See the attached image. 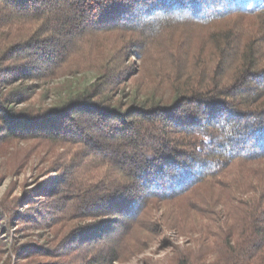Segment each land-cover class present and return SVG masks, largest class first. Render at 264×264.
Segmentation results:
<instances>
[{"label": "trees", "instance_id": "16d2710c", "mask_svg": "<svg viewBox=\"0 0 264 264\" xmlns=\"http://www.w3.org/2000/svg\"><path fill=\"white\" fill-rule=\"evenodd\" d=\"M88 71L55 107L16 110L31 89L16 83ZM9 139L65 147L54 178L0 202V226L56 229L46 248H12L28 264L123 260L172 203L213 244L160 264H264V0H0Z\"/></svg>", "mask_w": 264, "mask_h": 264}, {"label": "rangeland", "instance_id": "374dc122", "mask_svg": "<svg viewBox=\"0 0 264 264\" xmlns=\"http://www.w3.org/2000/svg\"><path fill=\"white\" fill-rule=\"evenodd\" d=\"M136 65L139 68L140 62ZM96 78L95 71L82 72L77 76H65L52 80H32L16 83L13 88L31 87L25 101L15 104L16 110L29 109L31 112L58 105L68 94L83 90ZM134 84H129L132 90ZM128 91V89H127ZM65 147L42 140L9 139L0 140V202L14 201L30 195L48 179L54 178L52 165L57 155ZM35 199H39L37 196ZM185 203L161 204L148 214L149 225L155 224L154 232L142 234L143 244H136L131 254L112 264H160L169 258L175 248L198 250L199 247L213 244V237L207 232L209 222L200 216L189 215L185 223H180ZM27 208L26 206L24 207ZM223 209H220V212ZM23 211V209H22ZM183 220V219H182ZM175 227V228H174ZM55 228L47 229L13 222L0 226V264H28L30 259L18 257L12 249L17 247H43L54 240ZM138 238L133 239L137 243ZM208 258L213 259L211 247ZM41 261H47L40 258Z\"/></svg>", "mask_w": 264, "mask_h": 264}]
</instances>
